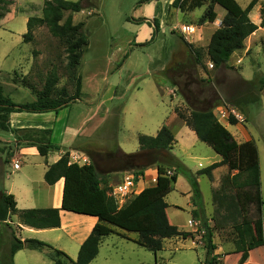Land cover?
Masks as SVG:
<instances>
[{
  "label": "rangeland",
  "instance_id": "374dc122",
  "mask_svg": "<svg viewBox=\"0 0 264 264\" xmlns=\"http://www.w3.org/2000/svg\"><path fill=\"white\" fill-rule=\"evenodd\" d=\"M79 1L81 10L71 13L72 21L83 23L82 30L88 38V45L76 71L81 78L79 99L69 102L57 113H36L34 119L51 124L52 143L61 142L64 149L90 147L85 150L95 162L101 179H107L111 187L109 192L119 206L141 187L155 183L156 162L159 161L168 175H177L172 189L164 197L168 216L179 230L194 232L192 237L186 239H165L163 248L154 253L131 240L137 236L135 232L124 233L116 229L122 235L115 232L104 236L98 256L89 264H205L207 260L216 261L213 264H264V206L261 217L245 227L246 244L250 248L247 252H234L235 234L228 226L212 228L216 249L207 254L205 234L200 226H214L212 215L216 203L213 189L228 173V169L225 174L215 173L212 179L197 173L221 158L208 144L186 137L178 144L173 142L170 151L173 154L147 150L140 160L122 159V153L131 154L140 150V134L156 135L175 106L186 113L191 108H211L230 132L248 133L254 140L264 201V91L260 88V81L264 78V30L251 39L247 38L244 46L228 58L227 66L210 67L206 49L208 37L215 26L208 22L203 28L199 26L209 0H204V4L192 12L185 6L181 9L169 5L171 0H159L160 21L156 33L152 24L155 17H148L153 0ZM236 1L244 8L250 0ZM42 5L43 0H12L3 8L0 6V11L4 12L0 18V84L3 94L14 103L36 99V92L24 83L23 78L40 90L47 72L52 69L58 73V87H66L68 92L74 91V85L71 86L68 81L66 53L61 41L53 37L45 26L33 30V41L23 40L27 19L41 16ZM263 7L259 0L253 7L256 11L252 12L251 17L254 18L256 13L257 17L263 19ZM214 10L218 15L224 13L220 6L215 5ZM69 14L64 12L63 20ZM186 24L192 25L194 31L182 33L181 26ZM204 29L207 37L202 33ZM185 43L190 44L191 48L186 47ZM194 49L200 52L202 58L198 66L193 64ZM186 68L189 69L187 73L191 75L190 78H187V73L181 75ZM195 69L197 75L207 74V84L203 82L206 78L203 81L194 78L196 73H192ZM185 77L188 81L179 79ZM201 91L207 94V98L196 96ZM217 91L222 97L218 96ZM232 110L240 113L243 121L237 119L236 124H230L228 117L232 115ZM174 117L171 115L172 120L176 121ZM1 135L7 134L0 131ZM0 145V151L8 154L10 148L5 144ZM150 159L157 161L144 166L142 173L135 169L138 163L143 165ZM78 160L82 161L81 158ZM44 170V159L39 154L20 157L16 166L14 161L2 160L0 187L8 189L11 181L19 179L18 185L23 187L18 197L19 209L51 206L52 190L44 183ZM186 171L196 179L198 199L194 197ZM126 176L133 177L134 185L129 193L122 196L117 193L116 187ZM10 220L16 222L17 218L12 215ZM189 221L193 223L192 228L188 226ZM16 230L15 223L1 225L0 261L3 264H10L12 237L19 239L18 233L13 234ZM75 238L72 232L55 231L40 240L75 260L78 251ZM48 253V249L24 247L14 254L13 264H53Z\"/></svg>",
  "mask_w": 264,
  "mask_h": 264
},
{
  "label": "trees",
  "instance_id": "16d2710c",
  "mask_svg": "<svg viewBox=\"0 0 264 264\" xmlns=\"http://www.w3.org/2000/svg\"><path fill=\"white\" fill-rule=\"evenodd\" d=\"M258 1L250 0L242 8L236 0H209L204 14L200 17L199 25L216 20L215 5L225 11L219 27L213 31L207 44L206 55L212 66L224 65L231 54L241 49L245 39L258 28V25L249 18L250 11ZM11 2L12 0H0V6L3 8ZM261 3L264 4V0H261ZM203 4L204 0H173L171 3L173 7L177 6L181 9L185 6L189 11ZM80 10L79 0H43L41 16L29 17L26 22L27 30L23 34L24 41H33V30L38 26H45L53 37L61 41L66 53L68 81L71 86L74 85V91L68 92L66 87H58L59 76L55 69L47 72L40 90H36L27 79L23 78L24 83L36 92V99L32 102L14 103L11 98L3 94V87L0 84V131L14 132L18 136V131L10 128L9 114L11 112H57L69 102L79 99L81 78L76 71L88 45V38L82 30L83 23H73L71 13ZM64 12L70 14L63 20ZM3 15L4 12L0 11V18ZM143 20L147 19L143 18ZM152 24L154 33H156L159 29L158 19L154 18ZM259 26H263V22ZM143 44L145 42L140 45ZM185 46L191 48L190 44L185 43ZM192 51L194 53L193 64L198 66L201 63V54L196 49ZM260 84V88L264 91V78L261 79ZM173 111L195 132L198 140L208 144L221 157L220 161L211 163L197 173L205 174L212 179L213 169L222 165L227 166L228 169V173L222 176L219 186L213 189L216 208L212 219L215 224L213 227L208 224L200 226L205 234L207 254L216 249L212 240V228L228 226L235 234L234 252H247L250 248L246 244L245 227L261 217L264 206L259 156L254 140L237 142L225 125L216 118L211 108H191L186 113L175 106ZM228 122L236 124L237 119L229 115ZM50 134V129L21 131L18 136L20 142L17 146H35L39 155L46 156L50 151L60 150L58 145L50 142ZM32 135L35 136L32 137ZM174 141L172 132L162 125L154 136L140 134L138 136L140 150L131 154L122 153V159L129 161L137 158L140 160L147 150L171 154L170 150ZM156 161L150 159L143 165L138 163L139 166L135 169L142 173L144 166ZM156 163L155 183L133 194L121 206L110 194L111 187L107 179H101L95 163L79 164L76 161H70L68 151L48 165L43 175V180L47 185H53L59 179H63L60 207L17 209L14 195L0 189L1 225L10 226L7 221L15 215L18 223L24 226L36 229L56 228L60 226V210L97 218L91 232L81 243L75 260H72L64 251L44 241L34 238L21 240L13 236L9 248L10 264H13L14 254L24 247L36 250L48 249V256L53 264H89L98 254L101 239L111 233H118L116 228L126 232H135L137 238L131 240L154 253L163 248L165 239L192 237L191 232L181 231L168 221L165 212L167 203L164 197L172 189L177 175H168L159 161ZM185 175L192 186L194 197L198 199L199 190L196 179L189 171H186ZM212 259L216 258L212 257ZM215 262L207 260L205 264ZM0 264L3 263L0 261Z\"/></svg>",
  "mask_w": 264,
  "mask_h": 264
},
{
  "label": "crops",
  "instance_id": "0c3cea01",
  "mask_svg": "<svg viewBox=\"0 0 264 264\" xmlns=\"http://www.w3.org/2000/svg\"><path fill=\"white\" fill-rule=\"evenodd\" d=\"M172 1L173 0L170 1L169 5L172 3ZM159 2H160L159 0H153V2H152V10L148 13V15H149L148 17H155V18L157 17L158 20L160 21V19L158 17V15H159V13H158V8H159L158 3ZM216 6H218V5H216ZM263 9H264V7H263ZM253 11H256V10H254V9L251 10V12L249 13V18L255 24L258 25V28L252 34H250L247 37V38H250V39L254 35H256V33L264 30V27L263 26H259L261 22H264L263 21L264 20V16H263V19H262V17L261 18L260 17H257V15L255 13L254 18H252L251 17V14H252ZM224 13H225V11H224ZM224 13L218 15V13L216 11L217 18H216V20L214 22L210 23V24H213L215 26V28H213L212 32L210 33V36L213 33V31L216 28L219 27L220 22H221V18L224 15ZM208 23L207 22H204L203 24H200L199 26L201 28H203ZM202 33L205 36L207 35L206 32H205V29H204V31L202 30ZM210 36L208 37V41L210 39ZM245 42L246 41H244V44H245ZM182 52L185 53V51H182ZM234 54H235V52L232 55H234ZM225 63L228 64V60ZM196 70L197 69H195L192 74H195L196 73ZM188 71H189V69H187V68L186 69H183V72L181 71V75H183L184 73L186 74ZM179 74H180V72H179ZM190 76L191 75L187 73V78H190ZM193 76H194L195 79L196 78L201 79V81L205 80V78H206V80L203 81V82H205L207 84V74L206 73H205V76L204 75L202 76L201 74L200 75H197V73H196V76L195 75H193ZM178 77H180V76H178ZM187 78L185 77L184 79L183 78H179V79L180 80H183V81L184 80H187L188 81ZM242 79L243 80H248V79H244V78H242ZM180 94H181V91H180ZM217 94H218L219 97H222V95H221L220 92L217 91ZM196 96H199L201 99L202 98L203 99L204 98H207V94H205L202 91H201L200 94H197ZM57 112H55V113H57ZM171 112H170V114L168 116H166V118H165V120L163 122V125H165L172 132V134H173V136L175 138V144L180 143L179 141H182L186 137L187 138H192V139H195V140L198 139L197 136H196V134H195V132L191 128H189L173 112V110ZM26 113H30V112H26ZM26 113H22V112H11L9 114V124H10V128L11 129H14V130H17L18 131V136L21 134V131H25V130H28V131L31 130L32 131V130H40V129H50L51 130V134H50L49 139H50V142H51V136H52V133H53L52 132L53 129L51 127V124L48 121H37V120H35L34 118L37 116L36 113H30V115H27ZM171 115L172 116L175 115L174 118H177L176 121L172 120ZM172 123H173V127H171V124ZM66 129H67V127H65L64 132H65ZM230 133L233 135V137L235 138V140L237 142H243V141H246V140L251 139V137L248 136V133H244L245 135L238 134L237 132H236V134L234 132H230ZM6 134L7 135H1L0 136V144H5L10 149L8 150V154L5 153L4 150H1L0 151V153H1L0 155H3V157H4V158H2L0 156V174H1L2 160H4L5 162H7V161H9V162L14 161V166H16L17 165V161L19 160L20 157L21 158H25V157L27 158L29 156H35L36 154H39L38 151H37V148L35 146H25V147L24 146H17V143L20 142V138L14 132H6ZM33 136H35V135H32V137ZM53 144L58 145L60 147V150H58V151H56V150L55 151H50L46 156H42L43 159H44V167H45V170L47 169L48 165H50L53 162H55L56 160H58L59 157L65 151H68L69 152L70 161H76L79 164H84V163L88 164L90 162L95 163L93 161V159L89 156L87 150H85V149H90V147H87L86 146L87 147L86 148L84 146H82V147H80V146H72V147H67L66 149H64L65 146L61 142H55V143L53 142ZM76 153H79L81 155H78ZM171 154H173V153L171 152ZM80 158H81L82 161L78 160ZM220 160H221V158L215 160L214 162H218ZM45 170H44V172H45ZM218 172H220V173L222 172L223 174L227 173V166L222 165V166H219V167L213 169V171H212L213 177L215 176V173H218ZM19 183H20V180L17 179V180H13V181L10 182V186H9L8 189L0 187V189H3L7 193H10L11 192V194L14 195L17 209H19V207H18V197L21 195V189H23V187H19V185H18ZM48 186L52 190V199H51L52 202H51V206H48V207H60V205H61V198H62V189H63V179L61 178L55 184L48 185ZM143 188L144 187H141V189L138 192H140ZM165 212H166L168 221L171 224L175 225L171 221V219L169 218V216H168L167 208H166ZM190 220H192V219H190ZM96 221H97V218L96 217H93V216H86V215H81V214H76V213H73V212H68V211L60 210V226L59 227H56V228L36 229V228H32V227H29V226H24L22 224H19L18 223V220H16V222H13L11 220H8L7 222L10 223V224L11 223H15L17 230L13 234L18 233L19 239H21V240H24V239H27V238H34V239H38V240L45 239V236L49 232H55V231H63L65 233H67V234H68V232H72L75 235V237H76L75 239H76V242H77V245H78V249H79L81 243L85 240V238L91 232V229L94 226V224L96 223ZM188 226L190 228L193 227V225H188ZM0 228H1V224H0ZM118 230H120V231H122L124 233L126 232V231H123L121 229H118ZM188 231L191 232L190 230H188ZM192 233L194 234V232H192ZM120 234L121 233H119L118 235H120ZM135 238H137V236ZM135 238H133V239H135ZM101 241H102V239H101ZM100 244H101V242H100ZM98 254H99V250H98ZM98 254H97V256H98Z\"/></svg>",
  "mask_w": 264,
  "mask_h": 264
},
{
  "label": "built area",
  "instance_id": "2783aa9c",
  "mask_svg": "<svg viewBox=\"0 0 264 264\" xmlns=\"http://www.w3.org/2000/svg\"><path fill=\"white\" fill-rule=\"evenodd\" d=\"M181 32L182 33H191L194 31V27L192 25H182L181 26ZM210 67H212V64L209 65ZM232 115L240 120V121H243V117L240 113L232 110ZM134 185V180H133V177H130V176H126L124 177V179L121 181V183H119L116 187V190H117V193L119 194H122V196L126 195L127 193H129L132 189L131 187ZM111 194V193H110ZM112 195V194H111ZM189 225H193L192 221H189L188 222Z\"/></svg>",
  "mask_w": 264,
  "mask_h": 264
}]
</instances>
